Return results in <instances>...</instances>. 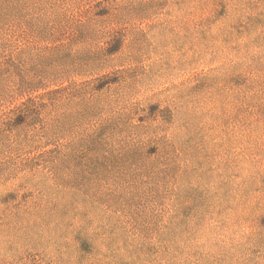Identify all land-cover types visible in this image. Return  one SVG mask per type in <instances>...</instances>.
I'll return each mask as SVG.
<instances>
[{
	"label": "rangeland",
	"instance_id": "rangeland-1",
	"mask_svg": "<svg viewBox=\"0 0 264 264\" xmlns=\"http://www.w3.org/2000/svg\"><path fill=\"white\" fill-rule=\"evenodd\" d=\"M0 264H264V0H0Z\"/></svg>",
	"mask_w": 264,
	"mask_h": 264
}]
</instances>
